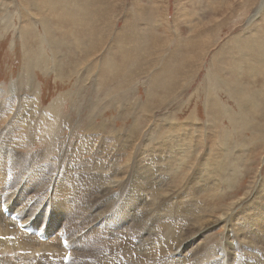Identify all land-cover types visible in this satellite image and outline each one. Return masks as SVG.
I'll return each mask as SVG.
<instances>
[{"label":"rangeland","instance_id":"obj_1","mask_svg":"<svg viewBox=\"0 0 264 264\" xmlns=\"http://www.w3.org/2000/svg\"><path fill=\"white\" fill-rule=\"evenodd\" d=\"M29 1L33 2L30 3ZM71 1L72 0H55V2H51L50 0L49 2H47V0H0V141H2L0 142V201L2 200L3 196H10V199L16 198L18 200V208H21L22 206L26 205L25 203L27 199H33L32 197H34L38 192H42L41 186H44L45 189L49 187L53 188V196L58 198L60 196L58 185L60 181L67 176L70 175L69 177L75 179L78 178L77 180L83 182L82 174L80 173L81 171L72 169L71 166H69L70 162L68 161L58 162V155L54 153V155H52L53 157L51 156L46 163L49 167L46 166L45 168H42L41 173L38 172V162H31L27 165H24V163L22 165L15 162V159L17 158L23 161L25 157L32 156V154L35 153L41 152L44 154L48 149V145L53 144L50 136L48 138V143L47 139L44 141L39 140L42 135L40 137L37 136L39 138H37L36 140V135L34 134L32 136L35 140L30 139L31 134L29 133V130H60L61 132L59 131L58 133L59 148H63L64 152L66 151L72 154L73 158L77 156L76 160L79 161L87 160L86 157L90 158L93 154L92 152H94V149L96 147L99 150V157L95 158L96 160H98L97 163H102L103 161L107 163V158L109 156L107 155V151L109 150V148L118 150L117 147L121 145L127 146L128 144H131L129 145V153H127L125 157L116 154L117 156L114 155L113 158V155H110L111 158L114 159H111L112 161H114L113 164L115 165L116 163H118V165L116 166L124 165V160H126L129 156H131L132 158V156L135 155V152H138L140 154L142 153L141 156L145 154L146 157V152H153V154L150 153V157L155 159V157L158 156V165L160 164V166L165 169V171H163L164 179L169 177L171 173L170 167L176 166V162L173 160H175V158L177 159V157H169L167 160L162 158V156L160 155L161 153L158 150L170 148L167 143L162 147L163 141H167L162 140V135L171 130V132H174L173 134H175L176 137L173 138V142L169 144L172 146L171 148H174L176 147V145H178V141L186 140L185 134L188 133L189 130H192L190 132H193V130H203V132L199 133V136L196 133L198 138H196L195 140L200 145L202 159H199V157H195L194 159L192 157L188 166L186 165L187 167L184 168V181L179 182L173 179V186L170 188L176 190L174 191V193L176 192L174 195H178L177 197H175L178 199H180V196L181 198L187 196V191L192 192L191 195H193L195 192V196H192L193 202L195 201L196 203L198 200V203L196 204H201L200 206L196 205V208H194L195 210H205L206 212L207 208L210 210L213 207H218L221 209L226 206L229 208L231 207V209H229L231 211L229 212L232 213H229V219L232 220H230V222L228 223H226L224 220L217 223V225L212 227L211 229L204 231L198 237H196L193 242L190 241L185 247H183L180 250V253L176 254V256L186 259V262L184 264H208L201 258H194L192 261H189V255H192V253L194 252V248L198 247L199 244H201V246H205L201 247V249L203 248L201 254L208 255L210 257L212 256L211 260H215L216 264H229L231 257L233 256L236 257L238 264V262L241 260L242 262L245 261V257H242L243 252L241 250V246L249 244L248 236H246V234L250 235V239L254 243L251 242L250 244L252 245L244 249H249L248 251H251V254H258L257 256H262V254H264V228L263 231L260 232L254 222H258V220L255 218V215H257L259 212V210L257 209H259L260 206H264V201L263 199H261L262 196L259 195H263V192H259L262 187L259 184H261V182L264 180V138H260L257 132L255 134H250L249 132L244 136L246 143L242 140H236L238 144H243L240 145L241 147H243V151H239L238 148H235L236 150L233 149V155L235 156V158L237 157L236 159L239 162H241L238 168V174L236 175L234 188L232 190L231 187L224 186L222 189L220 188V186L215 185V183L217 182L216 179L218 178L217 174L208 176L206 173H204L205 166L200 163L206 162L208 160L207 158L214 152L220 153L223 156L224 151H222V149L224 148L225 143L220 139L223 143V145H221L217 138V134L213 132L221 130V128H216L214 124H212L214 123L213 119H210L209 121L205 111L204 103L202 101L203 98H201V93L196 95V93L199 92L198 90H196L198 89V85L205 82L206 80V70L211 63L212 57L214 59V63H217L215 56H217L218 52H220V48H226L227 45V50H232V48L233 50H235L234 44H238L236 42L234 44H231V40L233 41L234 39L233 37H240L242 45L244 47L248 46L247 43L245 45L243 44L245 36L246 38H249V35H254L256 32H259L262 29L264 22L263 19L261 21L259 20V18H261L263 10L261 11L262 13H258L254 17V19L252 18L250 20V16L256 12V6L260 3V0H257L255 7V0ZM77 3L81 4V6L79 7L81 11L76 6ZM147 6L150 7L149 9H152L150 10L151 12L145 9V7ZM193 8L195 11L192 10ZM247 11L249 12V15L245 17L246 13H248ZM51 13L53 14L51 15ZM144 13L146 14L145 16ZM151 13L154 14V17L150 16L152 15ZM47 15H49L50 18L52 17V19H48L49 17ZM42 16L44 18H42ZM30 17L31 19H29ZM147 17L148 19H146ZM54 19L57 21H55ZM30 20L32 21V23ZM176 20L177 22L175 23ZM193 20L194 24H196L195 27H193ZM258 20L261 23L258 26H253V24ZM45 23L49 24L50 27H52L51 25H53L54 27L52 28L53 33L52 38L50 39L49 37H47V35L46 37L48 39L45 38L46 32L43 29ZM147 24L151 28L148 27ZM34 25L36 26L35 29ZM22 30L27 34V36L23 34L22 37ZM72 31L73 34H71ZM146 31H148V33ZM145 32L147 34H145ZM30 34H32V36H30ZM178 34L180 38L182 37V40L186 37H192L194 36V34L197 35V39H199V37L202 39L205 37V41L203 43H200V45H194V49L191 51L189 50V54L191 55L189 60L191 62L189 71H197L196 69L199 68L201 70L198 72L200 77L196 78L195 81H193V85L187 88L186 85L182 82L183 84L180 86V88L183 89V93L179 91L176 92L177 94L175 93V95H172L173 93H169L166 97L165 93H159L155 97V99L151 98L148 95L149 87H147L148 83L150 82L148 81L149 78L150 80L152 78L151 72L157 71L159 66L156 65H159L161 59L171 53L172 49L178 43ZM143 36L145 38V41L143 40ZM138 38L139 41H137ZM58 41L64 43L63 50L66 49L68 51L66 57L67 60L66 58L61 56L62 53H59L58 57L54 54L55 51L53 48L56 46L54 42ZM164 41L166 43L165 47H163ZM182 45H184V42H182ZM32 47H34L36 50ZM181 48L182 46L178 49ZM72 49H74L75 51H73ZM239 49L241 48L238 47L236 50ZM245 49H249V47H246ZM183 52L187 53L184 49L182 50V53ZM31 53L33 54V56ZM124 53H128L130 55L134 54V59L132 62L135 63V66H142V69H139V67L137 66L136 69L138 70H134L132 72V70L130 69V71L133 73L131 78L130 73L128 72L129 69H127L126 67L124 68V74H122L121 76L120 72L122 66L120 64L118 73L116 72L114 73V75L112 74V76L111 74L105 75L107 73L102 70V67L105 65L106 61L112 59L117 63H122L126 57V54L124 55ZM45 54L47 55V57ZM226 54H228V52ZM37 55H41V58L44 59L47 64H43L42 62L40 65H36L35 61V66L32 65L28 67L27 61L31 58H36ZM71 58V65H73L74 67H69L68 69V60H70L71 62ZM59 62L62 65L61 67H63V73H61L59 70H56V68L59 69ZM241 63L246 67L248 66L245 61H242ZM256 63V61L252 62V64ZM58 64L59 66L57 67ZM128 64L130 65V63ZM260 64L264 66V61L260 62ZM141 71H143L142 74ZM217 71L222 73L220 70ZM255 72L259 73L260 70H256ZM127 75L130 76L128 80L126 79ZM222 77L226 79L235 78L231 75V73H227ZM239 77L243 83H246L247 78L243 74ZM262 80H260V84L263 83ZM127 82L132 83L133 86L131 87H133V89L124 92L123 90L127 88V86H123V84ZM255 90L257 91L256 88ZM118 92L121 94V101L115 100L114 98V95H116ZM154 93H157V90H155ZM157 101H159V103ZM57 102L59 105V109L57 110V112L53 113L52 106ZM224 103L228 106H234L233 103L228 99H225ZM124 105L125 107H123ZM48 113H51V115H48ZM43 115H46L44 116L46 118H43ZM193 115L195 116L193 117ZM44 119L51 122L52 126H46ZM255 120L257 122L260 121L261 125L264 123V121L260 120L259 117H255L254 121ZM222 123L224 126H230L228 120L226 119L223 120ZM255 126L256 124L253 127L255 130H257V127ZM254 129L252 128V130ZM85 130H91L89 131V133L92 132L91 136H94H92L93 143L89 142L86 145L85 150H83L79 146V143L82 142L79 141L78 143V140L86 134ZM134 130L141 131H137V133ZM204 130L205 132L207 130L209 132L207 131V133H204ZM6 133L9 134L6 135ZM150 135L151 137L153 135L157 136H153L151 140ZM25 137L27 138V140L22 143L24 144L25 148H22V146H16L19 144L15 143L17 141L18 143H21L22 139H24ZM110 137L112 138V140L110 139ZM115 139L118 141H115ZM2 143H4L5 145ZM92 144L94 146H90ZM112 144L114 147L112 146ZM255 144L257 147H255ZM259 146L260 148H258ZM6 150L9 152H7ZM13 152L14 154H16V157L13 156ZM154 152L156 153V155H154ZM212 158L213 157H210L211 160ZM208 162L209 160L206 163ZM198 164L199 167H197ZM195 166L197 169L195 168ZM194 168L196 171L194 170ZM200 170H202L200 176L201 178L203 177V180H201L200 176L197 177L196 180H198V185L196 183V187H194V184L196 182V180H194V177ZM186 171L188 174L186 173ZM229 173H231V171H229ZM176 174L178 175V173ZM190 175L192 176V179H190ZM204 175H206L205 178ZM44 176H46L45 184L44 180H42ZM9 177H15V181L11 185H9L8 188H5L4 184ZM186 179H188L187 182ZM39 180H41L40 183L38 182ZM242 183L244 184L242 193L232 198V192ZM204 184L207 185V187L210 186L212 190H210V187L207 188ZM202 186L205 193L202 192L203 190L201 191V193L200 191L198 192L196 190L197 188ZM204 187H206V189H209L211 192L209 190L206 191ZM256 188H258V191ZM213 189L216 190L214 191ZM250 189H252V192ZM20 190L23 192H21ZM80 190H83V186H79L77 188H75L74 186V191L79 193ZM256 191L258 192V194H255L257 193ZM179 193L182 195H180ZM198 193L199 195L197 197L196 195ZM46 194L47 191L44 193L45 197ZM70 198L74 199L76 197H74L73 195H67L66 199L69 200ZM89 198L91 200L89 199L88 201L91 204L93 203L92 201H100L98 197L96 198V200H93L95 199L94 196H91ZM143 198H147V196H144ZM78 199L79 206L85 209L86 206H84V202H80L79 196ZM233 200H237V202L231 205V202H233ZM203 204L205 207L203 206ZM72 205L74 204L72 203ZM99 205H102V200L100 201ZM103 207H101V210ZM157 207L159 206L156 205L154 209H156ZM5 211L6 209H3L2 212L6 214ZM246 211L248 212L246 213ZM173 212L178 214V211L176 210H173ZM205 212L203 214L198 213V215L205 216ZM211 212L212 211L210 210V213ZM181 213L183 212L180 209L179 214ZM248 213L250 214V216ZM245 214L248 215L246 216ZM144 216L145 214L142 213V210L137 209L136 215H134V217L129 221L127 219L126 222L130 225L134 222H137ZM14 217L15 216H12L13 220H17V217ZM44 218L45 217L43 215L40 217L41 222L37 225L38 228L41 227V225L45 222ZM105 218L106 217L101 219L104 220ZM2 219L7 222H12L8 214H6V218L3 216ZM114 219L115 217L113 216L109 221H114ZM48 221L49 219L47 220V223ZM65 221L66 220L60 221L56 225L51 222V226L53 225L52 228L55 229L54 232L52 234H47L45 238L40 239V241H35L34 239H32L31 235L33 234H29L28 238H21L20 242L18 240L17 241L21 243V245L28 247L31 246L33 248L39 247V244L41 242L44 243L52 239H54V242H56L57 245H60V239H57V235L59 234L60 229L63 228V226L65 228ZM179 221L182 222V220ZM126 222L124 223L127 224ZM124 223L122 224V226L124 225ZM183 223H186V221H183L182 224ZM87 224L88 223H85L81 226H91V224ZM190 225L191 223L187 224L185 229H187V227ZM107 226L108 225L106 223H102L101 228H98L96 231H98L102 235L103 239H107V241L110 240L109 242L113 241L116 244V246L114 247V250L116 249L114 252V255L116 254V259H122L124 256L123 252L127 251L131 254H129L131 256L129 260H133L134 258H136V254L134 252L139 251V246L147 237V235H144L146 232L144 230H140L139 228L130 230L129 233H131L132 235H136L137 237L135 238L136 241L134 240L133 242H129L132 243L129 244L128 242H124L125 235H121L120 230L118 231V229H110L108 233L105 232L108 229L105 228ZM75 229L82 231L80 228ZM229 229H231L232 232H230ZM23 230L25 229H22V231ZM195 232H197V230ZM140 233H143L144 236H138ZM191 234L192 232L188 233L189 236ZM90 236L92 239L90 238ZM224 236L229 237V239L236 238L240 242V244H235V255H231L223 245H219L220 243L224 244ZM82 239V242L91 244L92 242H94V235L90 234L89 231V233H85ZM157 241L158 240L156 239L153 245H157ZM61 245L65 247L67 243L64 241V243H61ZM215 245L219 246L215 247V250H212L213 255H211L210 250ZM127 246L129 248L126 249ZM0 251H3L2 248H0ZM163 251L164 250L158 253V255L152 254V256L154 258L155 256H158L160 257V259L163 258L167 253L168 258L173 256L171 253L169 254L170 250L167 249V251H164V254ZM222 254L226 255L225 259L224 257H222ZM16 255H19L18 258H23L24 256L29 257L31 253L30 251L26 250L23 254L16 253ZM7 258V253H0V264H21L19 259L15 260L12 258L9 260V262H7ZM51 259H55V257L53 256ZM68 261L69 258H65L64 263L68 264ZM131 262L136 263L133 261ZM164 264H177V261H171L170 259H168V262Z\"/></svg>","mask_w":264,"mask_h":264},{"label":"bare ground","instance_id":"obj_2","mask_svg":"<svg viewBox=\"0 0 264 264\" xmlns=\"http://www.w3.org/2000/svg\"><path fill=\"white\" fill-rule=\"evenodd\" d=\"M50 1L55 2V0H50ZM29 2L32 3L33 1L32 2L29 1ZM47 2H49V0H47ZM256 2H257V0L254 1V7L256 6ZM84 4H86V3H84ZM195 4H196V2H195ZM55 5H56V3H55ZM76 6L79 9L81 4L77 3ZM256 7H257L256 12L253 15L250 14L251 15L250 20L252 18L254 19V17L263 10V14H261L262 16H261V18H259V20L262 21V19H263V22H264V0H260V3ZM149 8L150 7H148V6L145 7V9H147L149 11L152 10ZM51 9H52V7H51ZM192 10H194V8ZM142 13H143V11H142ZM187 13H189V12H187ZM52 14L53 13H51V15ZM82 14H84V13H82ZM55 15H56V13H55ZM145 15L146 14L144 13V16ZM182 15H183V13H182ZM186 15H188V14H186ZM248 15H249V12L246 13L245 17H247ZM47 16L49 17V15H47ZM150 16L154 17V14H152ZM57 17H55V18H57ZM189 17H190V15H189ZM42 18H44V17L42 16ZM29 19H31V17ZM48 19H52V17L51 18L49 17ZM146 19H148V17ZM196 20H197V18H196ZM259 20L256 21L255 23L253 22L254 23V24L252 23L253 26H258L261 23ZM50 21H52V20H50ZM55 21H57V20H55ZM147 22H148V20H147ZM176 22H177V20L175 21V23ZM192 22L194 24V20ZM31 23H32V21H31ZM46 23H48V22H46ZM46 23L44 24V28H43L46 32L45 38L48 39L47 37H49V39H50V38H52V33H53L52 28H54V27H53V25H51L52 27H50V25L46 24ZM150 23H152V22H150ZM195 25L196 24H194L193 27H195ZM147 26H148V24H147ZM35 27L36 26L34 25V29H35ZM148 27H150V26H148ZM253 29H254V27H253ZM146 32L148 33V31H146ZM146 32H145V34H147ZM31 33H32V31H31ZM23 34L27 36V34L24 31L22 32V37H23ZM71 34H73V31ZM46 35H47V37H46ZM30 36H32V34H30ZM178 36H179V34H178ZM181 38H180V36L178 37V43L172 49L171 53L161 59V62H160L161 64L159 63V65H156V66H159L158 70L151 72L152 78H151V80L149 78L148 81H150V82L148 83V86H147V87H149L148 95L151 98L155 99V97L159 93H165V97L169 93L170 94L173 93L172 95H175V93L178 91L183 93V91H182L183 89L180 88V86L183 83L186 85V88L190 87L193 85V81H195L196 78L200 77L198 72L201 70L199 68L196 69L197 71H189L190 70L189 67L191 66V64H190L191 62L189 61L191 55L189 53L191 50L194 49V45H200V43H203L205 41L204 40L205 37L203 39L199 37V39H202V40H199V39H197V35L194 34V36L186 37L183 40ZM233 38L235 40L234 39H233V41L231 40V44L232 43L234 44L235 42L238 44V45L234 44L235 50H233V48H232V50H227L226 49L227 45H226V48L222 49V47H221L220 52H218V55L215 56L217 63H214V59L212 57L211 63L209 64V67L206 70L207 76H205L206 77L205 82L200 83L198 85V89H196L197 87L195 88L196 90L199 91L196 93V95L201 93V96H202L201 98H203L202 101L204 103L205 111H206V114L208 116L209 121H210V119H213L214 123H212V124H214V126L216 128L217 127L221 128V130H217V131H213V132H215V134H217V138H218L221 145H223L221 140L224 141V143H225V146L222 149V151H224L223 156L220 153L214 152V153H212V155H210L207 158L209 160L208 163H206L208 161L207 160L206 162H201L200 164H203V166H205L204 167L205 168L204 173H206L208 176L212 175V174H217L218 178L216 179L217 182L215 183V185L220 186V188H222V189L224 186L231 187L232 190L234 188L236 175L238 174V168L241 164V162H239L236 159L237 157L235 158V156L233 155V151H234L233 149L238 148L239 151H241V150L243 151V147L240 146L243 144H238L236 142V140H242L243 142L246 143L244 136L246 133H249V132H250V134H255L257 132L259 134L260 138L261 137L264 138V130H263L264 129V123L261 125L260 121H258V122L256 120L254 121L255 117H259L260 120L264 121L263 120V117H264V80H262V79H264V66H262L260 64V62L264 61V23H263L262 29L259 32H256L254 35H252V34L249 35V38H246V36H245L246 39L243 36V38H244L243 44L245 45L247 43L248 46L244 47L242 45V41H241L240 37H233ZM78 39H80V38H78ZM143 40L145 41L144 36H143ZM35 41H37V40H35ZM137 41H139V38ZM165 41L163 43L164 44L163 47H165V45H166ZM182 42H184V45H182ZM40 43H41V41H40ZM37 44H38V42H37ZM54 44L56 45L53 48L55 51L54 54L58 57L59 53H62L61 56L66 58L68 51L65 48H64L65 50H63L64 43H62L61 41H58V42H54ZM137 45H138V43H137ZM181 46H182V48L178 49ZM238 47H240L241 49L236 50ZM246 47H249V49H245ZM32 48H34V47H32ZM183 49L186 52L189 50L190 51L187 53H185V52L182 53ZM72 50L75 51L74 49H72ZM225 50H227V51H225ZM227 52H228V54H226ZM254 52H258V53H254ZM25 53H27V52H25ZM34 54H36V53H34ZM125 54H126V57L122 63L121 62L117 63L110 58H109L110 60L106 61L105 65L102 67V70H104V72L107 73L105 75L111 74V76H112V74L114 75V73H116V72L118 73L119 68H120L119 67L120 64L122 66L121 72H120L121 76H122V74H124V72H125L124 68H126V67H127V69H129L128 72L130 73L131 78H132V74H133L132 72L134 70H138V69H136V66L139 67V69H142V66H140V65L135 66V63L132 62L134 59V57H133L134 54L130 55L128 53H124V55ZM45 55H44V57H45ZM32 56H33V54H32ZM127 56H128V59H127ZM212 56H213V54H212ZM46 57H47V55H46ZM112 57H114V56H112ZM27 59H28V57H27ZM31 60H32V64H31ZM66 60H67V58H66ZM217 60H219V61H217ZM35 61H36V65H40L42 62H43V64H47V62H45V60L41 58V55H37L36 58H31L30 60L27 61V66L28 67H30L32 65L35 66ZM242 61H245L248 64V66L247 67L244 66L241 63ZM254 61H256L257 63L252 64V62H254ZM71 63H72V58H71V62H70V60H68V64H67L68 69H69V67H71V68L74 67L73 65H71ZM126 63L127 64L130 63V65L128 64L129 65L128 66ZM187 63H189V64H187ZM59 64H60V66H59ZM59 64L57 65V67L59 66V69L56 68V70H59L61 73H63V70H62L63 67H61L62 65L60 62H59ZM150 68H152V67H150ZM130 69L132 70V72L130 71ZM217 70H220L222 73L218 72ZM256 70H260V72L259 73L255 72ZM142 72L143 71H141V74H142ZM227 73H231V75L234 76L235 78L234 79H226V78L222 77V76H225ZM242 74L247 78L246 83H243L239 77ZM29 76H30V72H29ZM130 76L127 75L126 79L128 80V78ZM260 80L263 81L262 84H260ZM125 85L127 86V88H125L126 90L125 89L123 90L124 92L130 91V89H133V87H131L133 85L130 82L123 84V86H125ZM255 88L257 89V91L255 90ZM155 90H157V93H154ZM185 93H187V92H185ZM114 98H115V100H120V101L122 100L121 94L119 92L116 95H114ZM190 98H192V97H190ZM225 99H228L229 101H231L234 106H228L227 104H225L224 103ZM157 102L159 103V101H157ZM58 106H59L58 102L52 106V112L53 113L57 112V110L59 109ZM123 107H125V105ZM46 115H43L42 117L46 118V117H44ZM48 115H51V113L50 114L48 113ZM194 116L195 115H193V117ZM225 119L228 120L230 126H224L223 125L222 121ZM44 120H45L46 126L47 125H50V127L52 126L51 122L46 121V119H44ZM53 123H54V121H53ZM255 124H256L255 127H257V130H255L253 127ZM211 127H213V126H211ZM252 128L254 130H252ZM59 131L60 130H54V129L53 130H29V133L31 134L30 139L35 140L32 136L34 134L36 135V140H37V138H39L42 135V137H40L39 140L44 141L47 139V143H48L49 142L48 138L50 136L51 140L53 141V144L48 145V147H47L48 149L45 151L46 153H44V154L41 152L35 153V154H32V156L25 157L23 159V161L19 160L18 158L17 159L13 158V159H15V162L22 164V165H23V163H24V165H27V164H30L31 162H34V163L38 162V166H39L38 172L41 173L42 168H45L46 166H48L46 164L48 162V159H50V157L52 155L57 154L58 155L57 156L58 162L59 161H66V162L68 161V162H70L69 166H71L72 169H76V170L81 171L80 173L82 174V181L83 182H81L80 180H77L78 178L75 179V178L69 177L70 175L67 176L66 178L61 180L59 185H58L59 192H60L59 193L60 196L58 198L53 196L54 195V192H53L54 189L53 188L49 187V188L45 189L44 186H41L42 192L40 191L36 195L33 193L35 195L34 197H32L33 199H27V201L25 203L26 205L22 206L21 208H18V200L16 198L10 199V196H3L2 197V200L0 201V248H2L3 251H0V253H7V255H8V258L6 259L7 262H9V260L13 258L15 260L19 259L21 264H65L64 263L65 258H69L68 264H164V263L168 262V259H170L171 261L176 260L177 264H184L186 262V259H183V258L176 256V254L180 253V250L183 247H185L190 241L193 242L195 240V238L198 237L204 231H207V230L211 229L212 227L216 226L217 223L222 222L224 220L226 223H228V222H230V220H232V219H229V216H230L229 213H232V212H229V211H231V210H229V209H231V207L229 208L226 205H225L226 207H224L222 209L218 208V207L217 208L213 207L210 209L212 211L211 213H210V210L208 208H207L206 212H205V210L204 211L199 210V209L195 210L194 208H196L195 206L198 205V204H196V203H198V200L196 203H195V201L193 202L192 196H195L194 191H193L194 192L193 195H191L192 192L187 191V196L183 195L184 198H181V196H180V199H178V198H175L178 195L177 196L174 195L176 193V192L174 193V191H176V190L170 188L173 186L172 185L173 179L176 181H179V182L184 181V179H185L184 168L188 166L190 159H192V157L194 159H195V157H197V158L199 157V159H202V153H201L200 145L195 140H196V138H198L199 133L203 132V130H193V132H190L192 130H189V132L185 134L186 140L178 141V143H177L178 145H176V147H174V148H171L172 146L169 145L170 143L173 142L172 141L173 138L176 137V135L173 134L174 132H171L172 131L171 130V131L166 132V134L162 135V140H167V141H163L162 147L166 143L170 147L169 149L167 148V149L158 150L161 153L160 155L162 156V158L167 160L169 157H177V159L175 158V160H173L176 162V166L170 167L171 173H170L169 177L165 178V179L163 178V176H164L163 171H165V169L163 167H161L160 164L158 165V158H157L158 156L155 157V159L150 157V153L153 154V152H146L147 157L145 154H143V156H141L142 153L140 154L138 152H135L134 154L136 156L134 155V156H132V158H131V156H129L126 160H124V165L116 166V165H118V163H116L114 165L113 164L114 161H112L111 159H113L114 155H116V154H118L119 156L125 157L127 155V153H129V145H131V144H128L127 146L121 145V146L117 147L118 150H114V148H111V149L109 148V150L107 151V155H109L107 158V163L105 161H103L102 163H97L98 160H96L95 158L99 157L98 156L99 150L95 147L94 152H92L93 154L91 155L90 158L86 157L87 160L79 161V160H76L77 156L75 158H73L72 154H70L66 151L64 152L63 148L62 149L59 148V145H58V143H59V141H58ZM89 131H91V130H85L86 134L83 135L78 140V143H79V141L82 142V143H79L80 144L79 146L83 150H85L86 145L89 142L93 143L92 136H94V135L91 136L92 132L89 133ZM137 131L138 130H136L135 132H137ZM140 131H138V132H140ZM175 131H177V130H175ZM207 131L205 132V130H204V133H207ZM8 132H9V130H8ZM170 133H172V134H170ZM196 133L198 134V136ZM7 134H9V133H6V135ZM182 134H184V133H182ZM37 136H39V137H37ZM139 136H140V134H139ZM153 136L156 137L157 135H153ZM209 136H211V135H209ZM117 137H119V136H117ZM152 137L150 135V139ZM78 138H79V136H78ZM113 138H115V137H113ZM110 139L112 140L111 137H110ZM136 139H137V137H136ZM138 139H139V137H138ZM0 140H1V138H0ZM26 140H27V138L25 137L24 139H22L21 143H18V141H17L15 144H19V145H16L18 147L22 146V148H25L24 144H22V143L25 142ZM115 141H118V140L115 139ZM129 141H131V140H129ZM0 142H2V141H0ZM108 142H110V141H108ZM2 144H4V143H2ZM247 144H250V143H247ZM256 144H258V143H256ZM256 144H255V147H257ZM90 146H94V145L92 144ZM112 146H113V144H112ZM258 148H260V146ZM7 152H9V151H7ZM12 154L14 157H16V154H14V152ZM214 154H216V155H214ZM110 155H113V158H111ZM154 155H156V153ZM70 156H71V158H70ZM210 157H213L212 160L210 159ZM191 164H192V162H191ZM218 165H219V167H218ZM50 167H52V166H50ZM197 167H199V164ZM195 168H196V166H195ZM195 168H194V170H195ZM198 169H200V168H198ZM17 170H19V169H17ZM201 171L202 170L198 171L196 176L194 175L195 176L194 180H196L197 177H199L201 175ZM229 171H231V173H229ZM166 172H167V170H166ZM247 172H248V170H247ZM76 173H77V171H76ZM176 173H178V175ZM186 173H187V171H186ZM205 177H206V175H204V178ZM256 177H257V175H256ZM200 178H201V176H200ZM202 178H201V180H203ZM14 179H15V177H9L6 180L4 187L8 188V186L11 185L15 181ZM45 179H46V176H44L42 178V180H44V184H45ZM188 179H186V182ZM190 179H192V176ZM263 179H264V176H263ZM204 181H205V179H204ZM212 181H211V183H212ZM38 182L40 183L41 180H39ZM260 182H261V179H260ZM191 183H193V182H191ZM196 183L198 185V180H196L194 187H196L195 186ZM209 185H210V182H209ZM257 185H258V183H257ZM259 185L262 186L259 192H263V195L262 194H259V195L262 196V197L261 196L260 197L264 201V180ZM74 186H75V188H77L79 186H83V190H80L78 193V192L74 191ZM203 186L197 188L196 190L198 192L200 191V193L203 190L202 192L205 193ZM205 186L207 187V185H205ZM30 187H31V185H30ZM206 187H204V188L206 189ZM209 187H207V188H209ZM5 188H2V189H5ZM31 189H33V188H31ZM243 189H244V184L242 183L239 187H237L232 192L233 194L231 197L234 198L235 196L239 195L240 193H242ZM256 189L258 191V188H256ZM16 190H17V188H16ZM207 190H209V189H206V191ZM210 190H212L211 187H210ZM218 190H220V189H218ZM225 190H226V188H225ZM250 190L252 192V189H250ZM46 191H47V194L45 197L44 193ZM254 191H255V189H254ZM21 192H23V191H21ZM13 194H14V192H13ZM27 194H29V193H27ZM255 194H258V192ZM67 195H73L76 198H74V199L70 198L69 200H67L66 199ZM180 195H182V194H180ZM198 195H199V193L196 196L198 197ZM78 196L80 198V202L81 201L84 202V206H86L85 209L82 208L81 206H79ZM91 196L95 197V199H93V200H96L97 197L100 199V201L102 200V205H99L100 204L99 200L92 201L93 203L91 204L88 201L90 199L89 197H91ZM144 196H147V198H143ZM238 197H240V196H238ZM240 198H242V197H240ZM235 202H237V200H233V202H231V205H233ZM72 203L74 205H72ZM249 204H250V202H249ZM81 205H82V203H81ZM156 205H158L159 207L154 209L156 207ZM200 205H198V206H200ZM203 206H204V204H203ZM101 207H103L102 210H101ZM178 208H180L183 213L179 214L180 209H178ZM3 209H6L5 212H6V214H8V216L10 217L12 222H7V221L2 219L3 216L6 218V214L2 212ZM137 209L142 210V213H144L145 216L140 218L137 222H134L133 224L129 225L126 222V220L127 219H128V221L131 220L134 217V215H136ZM227 209H228V211H227ZM32 210H34V211H32ZM173 210L178 211V214L174 213ZM257 210H259V212L257 215H255V218L258 220V222H254V223H255V225H257V228L259 229V231L262 232L263 228H264V206H260V208ZM13 212H15V213H13ZM204 212H205V216L198 215V213L203 214ZM247 212L248 211H246V213ZM252 213H253V211H252ZM42 215L45 217L44 218L45 222L41 225V227L38 228L37 225L41 222L40 217ZM12 216L17 217V220H13ZM113 216L115 217L114 221H112V220L109 221L110 218H112ZM249 216H250V214H249ZM104 217H106V218L104 220H102L101 218H104ZM48 219H49V221L47 223ZM63 220H66L65 221L66 222L65 228L63 226V228L60 229V232L57 235V239H60V245H57V243L54 242V239L47 241V242H44V243L41 242L39 244V247H34V248L31 246L30 247L24 246V245H21V243H19L21 238H23V237L28 238L29 234H33V235H31V237L35 241H40L41 236L37 235V233L40 230H41V235L52 234L55 229L52 228L53 225L51 226V222H53V224L56 225L60 221H63ZM179 220H182V222L186 221V223L182 224V222H180ZM3 222H5V223H3ZM124 222H126L127 224H125ZM176 222H178V223H176ZM85 223H88L87 225L91 224V226H89L90 228L81 226L82 224H85ZM102 223H106L108 225L107 227H105V228H108L105 231L107 233L110 229H118V231L120 230L121 235H125V241L124 242H128V243L133 242L135 240V238L137 237L136 235H132L131 233H129L130 230H134L136 228H139L140 230H142V231L144 230L146 232L144 235H147V237H146V239L143 240L142 244L140 243L141 245L139 246L140 247L139 251L134 252L136 254V258H134L133 260H129L131 257L130 256L131 254L126 250L127 252H123L124 256L122 259H116V257H115L116 254L114 255V252L116 250V249L114 250V247L116 246V244L113 241L109 242L110 240L107 241V239H103L102 235L98 231H96L98 228H101ZM110 223H112V224H110ZM123 223H124V225L122 226ZM189 223H191V225L188 226L187 229H185V227ZM180 224H182V225H180ZM21 228L25 229V230L22 231ZM51 228L53 229V231ZM75 228H80L82 231L75 229ZM196 230H197V232H195ZM89 231H90V234L94 235V242H92L91 244L90 243L87 244L86 242H82L83 236L85 235V233L86 234L89 233ZM229 231L232 232L231 229H229ZM189 232H192V234L190 236L188 235ZM194 233H195V235H194ZM111 234H112V232H111ZM144 235H143V233H140L138 236H144ZM246 236H248V241H249L248 243L249 244H246L245 246H241V250L243 252L242 257L243 256L245 257V261L242 262V260H241L238 262V264H264V254H262V256L261 255L257 256L258 254H251L250 253L251 251H248L249 249L248 250L244 249V248H247V247L252 245V244H250L252 242L250 239V235L246 234ZM90 238H91V236H90ZM116 239H115V241H116ZM156 239L158 240L157 241L158 243H157V245H153V243ZM64 241L67 243V245L65 247L61 245V243H64ZM253 241H255V240H253ZM252 243H254V242H252ZM129 244H132V243H129ZM235 244H240V242L236 238L229 239V237L226 236L224 239V244L220 243L219 245H223L224 248L231 255H235L236 254V250L234 249ZM87 245H89V246H87ZM219 245H215L214 247H212V249L210 248L211 249L210 250L211 255H213L212 250H215V247H218ZM133 247H134V245H133ZM201 247H205V246H201V244H199L198 247L194 248V252L192 253V255H189L190 256L189 261H192L194 258H201L203 261H206L208 264H216L215 260H213V259L211 260L212 256L210 257L208 255L201 254L203 251L202 250L203 248L201 249ZM127 248H129V247L127 246L126 249ZM167 249L170 250L169 254L171 253L173 255L172 257L168 258L167 257L168 253L165 254V256L161 259L158 256H155L156 259L152 256V254L158 255V253L162 252V250L167 251ZM26 250L30 251L31 255L29 257L24 256L23 258H18L19 255H16V253L23 254L24 251H26ZM118 251H120V250H118ZM164 251H163V254H164ZM53 256L55 257V259H51ZM222 257H224V259H225L226 255L222 254ZM242 257H241V259H242ZM131 261L136 262V263H132ZM229 264H237V260H236L235 256L231 257Z\"/></svg>","mask_w":264,"mask_h":264}]
</instances>
